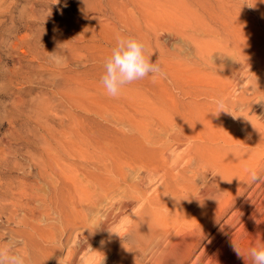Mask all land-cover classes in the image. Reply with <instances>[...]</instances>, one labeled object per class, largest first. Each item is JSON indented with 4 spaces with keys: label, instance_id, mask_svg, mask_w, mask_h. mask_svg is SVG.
<instances>
[{
    "label": "bare ground",
    "instance_id": "6f19581e",
    "mask_svg": "<svg viewBox=\"0 0 264 264\" xmlns=\"http://www.w3.org/2000/svg\"><path fill=\"white\" fill-rule=\"evenodd\" d=\"M144 4L138 8L151 16L145 21L148 31L156 36L160 31L201 32L206 37L194 41L198 58L205 63L219 49L234 64L215 66L211 73L197 68L194 78L189 72L186 78L170 74L177 80L193 78L196 88L186 93L198 100L205 89L212 104L209 110L203 108L205 98L193 101L199 110L177 114L167 138L153 140L145 132V120L132 123L131 115L132 125L123 126L125 150L83 151L80 173L73 166L54 171L55 194L47 203L58 216L61 237L34 226V232L25 234V264H252L248 250L264 243V0H241L245 8L231 0ZM100 24L118 27L116 20ZM161 46L157 48L164 51ZM221 103L224 110L214 114ZM256 108L262 118L251 116ZM28 195L10 182L0 184V204L10 205L9 221L17 216L21 197Z\"/></svg>",
    "mask_w": 264,
    "mask_h": 264
},
{
    "label": "rangeland",
    "instance_id": "374dc122",
    "mask_svg": "<svg viewBox=\"0 0 264 264\" xmlns=\"http://www.w3.org/2000/svg\"><path fill=\"white\" fill-rule=\"evenodd\" d=\"M153 1L0 0V184L10 182L29 194L21 197L22 205L14 221L8 220L9 203L0 204V248H11L24 257L25 234L36 228L51 230L57 238L61 237L58 216L47 203L55 194L53 172L73 166L80 173L83 151L88 154L93 150H125L127 127L123 126H131L133 120L137 123L144 119L146 131L141 127L143 132L157 141L173 134L170 123L177 114L189 115V109L199 110V104L194 102L205 98L203 108L211 110L212 99L205 94V89L201 97L196 96L198 100L187 94L186 89L195 90L196 70L211 73L217 67L229 68L234 59L217 49L204 63V59L196 56L197 42H194L196 38L206 37L201 32L188 37L169 31L165 34L160 31L156 36L152 30L148 31L145 21L151 16L138 7L140 3L146 5ZM231 2L245 8L241 0ZM112 20H116L117 28L107 24ZM100 23L109 26L102 27ZM126 24L132 30L128 31ZM118 37H136L152 43L146 50L152 54L153 62L160 64L164 75H149L126 86L119 97L111 98L101 84V77L105 60L111 53L107 50L113 49ZM159 44L164 51H159ZM174 71L180 77L191 74L193 78L177 80L170 75ZM247 81L244 78L243 83ZM190 103L191 108L187 106ZM174 106L179 109L174 110ZM256 109L251 116L261 113V108ZM131 115L132 121L128 119ZM124 119L129 120L128 124ZM162 121L170 126L162 127ZM183 150L175 152L178 155ZM134 174L129 176L130 180ZM156 185L158 180L153 182L152 189Z\"/></svg>",
    "mask_w": 264,
    "mask_h": 264
},
{
    "label": "clouds",
    "instance_id": "9594fccd",
    "mask_svg": "<svg viewBox=\"0 0 264 264\" xmlns=\"http://www.w3.org/2000/svg\"><path fill=\"white\" fill-rule=\"evenodd\" d=\"M59 64V59L56 60ZM104 74L101 84L106 94L111 98H117L122 90L145 77L152 75L163 76V70L158 62H153L152 54L146 50V44L136 37H118L115 46L104 63ZM224 110L222 103L218 114ZM238 256L244 257L234 245ZM252 264H264V243L251 247L248 250ZM0 264H25V258L14 253L11 248H0Z\"/></svg>",
    "mask_w": 264,
    "mask_h": 264
}]
</instances>
